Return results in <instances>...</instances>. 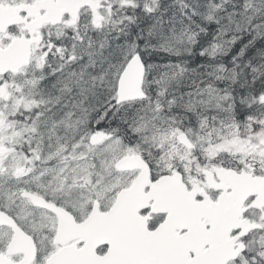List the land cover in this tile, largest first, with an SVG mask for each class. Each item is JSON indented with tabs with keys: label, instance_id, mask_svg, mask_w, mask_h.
I'll return each instance as SVG.
<instances>
[{
	"label": "snow or ice",
	"instance_id": "snow-or-ice-1",
	"mask_svg": "<svg viewBox=\"0 0 264 264\" xmlns=\"http://www.w3.org/2000/svg\"><path fill=\"white\" fill-rule=\"evenodd\" d=\"M0 264H264V0H0Z\"/></svg>",
	"mask_w": 264,
	"mask_h": 264
}]
</instances>
